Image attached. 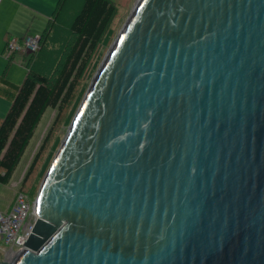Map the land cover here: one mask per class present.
Instances as JSON below:
<instances>
[{
	"label": "water",
	"instance_id": "1",
	"mask_svg": "<svg viewBox=\"0 0 264 264\" xmlns=\"http://www.w3.org/2000/svg\"><path fill=\"white\" fill-rule=\"evenodd\" d=\"M11 264H264V0H138Z\"/></svg>",
	"mask_w": 264,
	"mask_h": 264
},
{
	"label": "trees",
	"instance_id": "2",
	"mask_svg": "<svg viewBox=\"0 0 264 264\" xmlns=\"http://www.w3.org/2000/svg\"><path fill=\"white\" fill-rule=\"evenodd\" d=\"M65 2L58 1L52 18L41 34L43 45L33 65L34 54L27 55V73L22 84L9 80L4 73L0 74L2 93L5 96L8 93L12 99L8 113L0 118V183L11 181L47 108L61 113L72 101L87 63L116 10L115 0H83L69 26L72 44L69 43L70 46L59 55H53V59L51 52H55L57 47L55 39H52L58 26H55V20ZM49 45L54 47L47 48ZM14 55L15 52L8 57L9 61L14 59ZM48 137H45L25 177L36 167Z\"/></svg>",
	"mask_w": 264,
	"mask_h": 264
},
{
	"label": "rangeland",
	"instance_id": "3",
	"mask_svg": "<svg viewBox=\"0 0 264 264\" xmlns=\"http://www.w3.org/2000/svg\"><path fill=\"white\" fill-rule=\"evenodd\" d=\"M24 5L20 7L19 12L16 13V17L20 22V27L12 30L13 35L20 36L26 33L30 27L31 31H34L33 35H41L46 29L48 21L51 19L55 9L57 8L59 0H21ZM138 0H115L116 10L115 13L99 43L97 44L91 58L89 59L87 66L83 72L82 77L79 80L78 87L75 91L74 97L69 105L59 113L57 109L47 108L43 114L34 135L32 136L25 152L13 174L11 181L8 184L0 183V210L7 212L11 209L15 202L16 194L19 190H22L28 195L32 205L35 203L42 182L61 146V143L67 134L71 123L73 122L79 107L81 106L84 97L91 86V83L109 53L112 45L118 38L122 31L126 21L128 20L131 12L133 11ZM83 0H66L62 11H60L55 20V32L52 38L54 44L57 45L56 51L51 52L53 55H59L64 49H67L72 44L71 39L73 38L69 26L78 12V8L82 5ZM33 7L35 10L38 9L39 13L47 11V14L28 13L27 7ZM54 27V26H53ZM2 43V42H1ZM70 43V44H69ZM4 44V43H2ZM5 48V60L0 61V74L4 73L6 78L17 83L22 84L27 73L26 62L28 56L26 53L16 51L15 58L12 61L7 59V56L11 53L8 47ZM43 45V44H42ZM53 45L47 46L51 48ZM54 47V46H53ZM40 51V50H39ZM50 53V52H48ZM47 53V54H48ZM32 56V55H30ZM31 65H33L36 58L39 56V52L33 55ZM26 59V61L23 59ZM54 59V58H53ZM52 59V61H53ZM50 63V62H49ZM45 64V62H43ZM7 105L4 112V116L8 113L12 99L9 94H6ZM2 117V118H3ZM50 132V133H49ZM49 136V137H48ZM45 148H43L40 158L33 169L32 173L25 177L27 174L32 161L38 150L45 139ZM28 175V174H27ZM25 177V182L21 188V183ZM21 188V189H20ZM11 205L10 208H8ZM10 249V245L6 241L0 238V264H11V258L14 256L8 255L6 252ZM13 259V260H14Z\"/></svg>",
	"mask_w": 264,
	"mask_h": 264
},
{
	"label": "built area",
	"instance_id": "4",
	"mask_svg": "<svg viewBox=\"0 0 264 264\" xmlns=\"http://www.w3.org/2000/svg\"><path fill=\"white\" fill-rule=\"evenodd\" d=\"M41 45L42 36L33 34H26L20 42L16 38L8 42L10 52L18 50L28 54H36ZM35 218V203L32 205L28 195L22 191L17 192L10 210L7 212L0 210V238L10 245V249L6 252L8 255L16 256L24 250Z\"/></svg>",
	"mask_w": 264,
	"mask_h": 264
},
{
	"label": "crops",
	"instance_id": "5",
	"mask_svg": "<svg viewBox=\"0 0 264 264\" xmlns=\"http://www.w3.org/2000/svg\"><path fill=\"white\" fill-rule=\"evenodd\" d=\"M22 5H24V3H22L21 0H0V61L5 60L4 53H5L6 43L9 38L11 39L16 38L20 42L22 41V37H24V35L28 33L29 34L34 33V31H31L32 30L31 28L33 27L32 26L26 33H23L20 36L12 34V30L19 28L21 26L19 20L16 17V13L19 12L20 7ZM26 7H27V16L28 13L37 14L40 12L38 11V9L35 10L33 7H29L28 5ZM39 14L45 16L47 14V11H42V13ZM1 42L4 44H2ZM8 57L9 56H7V59ZM2 90L3 88L0 86V118L4 116L3 114L6 110V105H7V98L5 95H3ZM10 207L11 205L8 208Z\"/></svg>",
	"mask_w": 264,
	"mask_h": 264
},
{
	"label": "bare ground",
	"instance_id": "6",
	"mask_svg": "<svg viewBox=\"0 0 264 264\" xmlns=\"http://www.w3.org/2000/svg\"><path fill=\"white\" fill-rule=\"evenodd\" d=\"M17 255H18V254H17ZM17 255H16V256H14V257H17ZM13 259H14V258H11V261H13Z\"/></svg>",
	"mask_w": 264,
	"mask_h": 264
}]
</instances>
